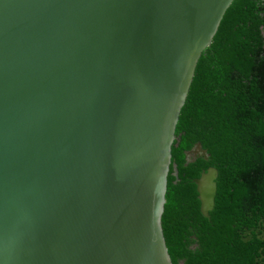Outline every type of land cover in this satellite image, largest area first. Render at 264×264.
Wrapping results in <instances>:
<instances>
[{
    "label": "water",
    "instance_id": "95a60500",
    "mask_svg": "<svg viewBox=\"0 0 264 264\" xmlns=\"http://www.w3.org/2000/svg\"><path fill=\"white\" fill-rule=\"evenodd\" d=\"M234 1L0 0V264H172L175 128Z\"/></svg>",
    "mask_w": 264,
    "mask_h": 264
},
{
    "label": "trees",
    "instance_id": "16d2710c",
    "mask_svg": "<svg viewBox=\"0 0 264 264\" xmlns=\"http://www.w3.org/2000/svg\"><path fill=\"white\" fill-rule=\"evenodd\" d=\"M171 147L161 227L172 264H264V0H235L202 52ZM196 145L200 154L186 164ZM216 169L204 218L193 178Z\"/></svg>",
    "mask_w": 264,
    "mask_h": 264
},
{
    "label": "flooded vegetation",
    "instance_id": "af4514ba",
    "mask_svg": "<svg viewBox=\"0 0 264 264\" xmlns=\"http://www.w3.org/2000/svg\"><path fill=\"white\" fill-rule=\"evenodd\" d=\"M193 150H194V149H193ZM193 150H192V151H193ZM200 154H201V153H196V155L192 154V155H191V158L194 159V157H196L197 155H200Z\"/></svg>",
    "mask_w": 264,
    "mask_h": 264
}]
</instances>
